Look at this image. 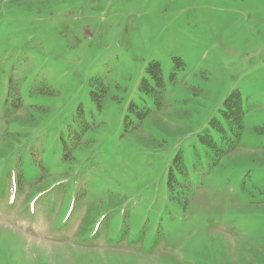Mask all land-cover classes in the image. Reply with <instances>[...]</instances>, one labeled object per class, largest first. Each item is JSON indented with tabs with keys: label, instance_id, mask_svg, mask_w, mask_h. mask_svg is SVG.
<instances>
[{
	"label": "rangeland",
	"instance_id": "1",
	"mask_svg": "<svg viewBox=\"0 0 264 264\" xmlns=\"http://www.w3.org/2000/svg\"><path fill=\"white\" fill-rule=\"evenodd\" d=\"M233 91L242 137L214 162ZM166 257L264 264V0H0V264Z\"/></svg>",
	"mask_w": 264,
	"mask_h": 264
},
{
	"label": "trees",
	"instance_id": "2",
	"mask_svg": "<svg viewBox=\"0 0 264 264\" xmlns=\"http://www.w3.org/2000/svg\"><path fill=\"white\" fill-rule=\"evenodd\" d=\"M173 59L177 63L176 67L182 64L181 60L177 58ZM147 71L151 72V79L155 86H161L162 70L160 65L157 62H153L149 64ZM143 84L147 85V82L144 80ZM219 113V119L212 118L209 121L206 134L202 137V145L215 153L214 162H218L223 156L232 152L241 140L244 129L243 119L245 116L241 94L238 91L231 92L224 99ZM189 177L190 174L183 155L179 152L173 158L172 164L168 170L166 186L168 200L177 203L182 208L186 207L189 200ZM20 182L19 176H17L15 185H19ZM126 232L128 233V229L125 225L123 235ZM119 237L122 239L121 235ZM165 261L166 264H184L175 261L173 257H166Z\"/></svg>",
	"mask_w": 264,
	"mask_h": 264
}]
</instances>
